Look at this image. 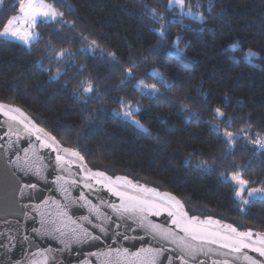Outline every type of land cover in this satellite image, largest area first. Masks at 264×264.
I'll use <instances>...</instances> for the list:
<instances>
[{
  "label": "trees",
  "instance_id": "1",
  "mask_svg": "<svg viewBox=\"0 0 264 264\" xmlns=\"http://www.w3.org/2000/svg\"><path fill=\"white\" fill-rule=\"evenodd\" d=\"M47 1L66 14V22L75 21V32L52 23L41 26L37 31L44 41L31 51L16 42L0 40V102L23 107L42 124L51 119L55 125L77 128V132L69 133L73 140L68 141L65 135L62 143L74 146L78 139H83L93 152L88 158L89 166L115 175H128L140 183L171 192L182 199L190 213L202 218L211 215L242 230L264 231V201L253 202L241 213V205L233 198V186L220 179L235 165L241 171L247 169L244 178L252 186H261L264 154L253 151L255 146L241 139L233 146L232 155L226 156L229 149L208 126L216 124L210 108L227 104L226 112L236 118L232 130L247 129L245 121L250 120V131L264 134V62L256 59V63L249 64L241 59L249 48L264 56V0H212L210 15L209 0H189L193 9L197 10L196 4L202 5L199 11L207 18L203 25L166 11V0H143L149 7L159 6L157 12L165 20L158 22L141 18L142 7L137 0ZM14 3L16 0H5V6L0 9V25L7 16L16 14L10 11ZM174 16L185 27L180 22L168 23V44L176 36H183L180 48L191 62L188 68L174 60L161 63L162 57L155 53L149 56L162 44L151 29H159ZM81 33L89 40L98 41V55L101 50L104 54L114 52L120 67L111 63L110 56L105 61L82 57L74 61L76 68L69 70L59 83H51L49 75L57 68L63 71L64 65L63 62L51 65L52 73H49L46 71L49 62L44 58L54 60L55 52L61 49L75 53L84 47ZM64 36L68 40L61 41ZM236 41L241 42L240 49L225 52ZM189 42L191 47L185 48ZM38 60H44L43 70L36 64ZM130 64H139L134 75L149 84L156 81L142 73L155 69L177 87H160L158 98L140 96L130 86L121 90L119 85L124 76L120 69ZM81 65L87 70L77 74ZM89 77L94 84L99 81L93 96L98 102H89L85 108L74 92ZM114 98L142 106L144 114L137 118L159 140L142 135L114 117L113 113L120 111L112 102ZM89 112L100 118L91 119ZM185 161L190 164L186 165ZM204 161L213 166V171L196 167Z\"/></svg>",
  "mask_w": 264,
  "mask_h": 264
},
{
  "label": "snow or ice",
  "instance_id": "2",
  "mask_svg": "<svg viewBox=\"0 0 264 264\" xmlns=\"http://www.w3.org/2000/svg\"><path fill=\"white\" fill-rule=\"evenodd\" d=\"M137 2L142 7V19L150 18L156 22L165 20V17L157 12L159 6L149 7L143 0ZM4 6L5 0H0V9ZM201 7L202 5L196 4L197 11H193L189 0H166L165 4L166 11L179 17H189L203 25L207 23V18L204 12L199 11ZM212 7V0H209V15ZM10 11L16 14L7 16L0 25V40L16 42L25 46L28 51L44 41V37L37 31L41 26L46 27L52 23L75 32V21L66 22V14L59 11L54 3H47L46 0H16V3L11 4ZM69 11L71 12L70 6ZM177 22L181 23L182 28L185 27L182 21H177L174 16L159 29H151L158 34L162 44L153 49L149 56L155 53L162 57L161 63L164 60H174L181 67L188 68L191 62L186 59L185 51L180 48L183 36H176L172 43L168 44V23ZM200 31L203 32L204 29L201 28ZM60 39L64 41L68 40V37ZM80 40L85 46L75 53L61 49L55 52L54 60L44 58L49 62L50 66L46 69L49 73H52L51 65L61 62L64 65L63 71L57 68L54 74L49 75L51 83H59L69 70L76 68L74 61L82 57L105 61L110 56L111 63L120 67L114 52L104 54L101 50L98 55L100 45L96 39L89 40L81 33ZM240 43L234 42L225 52L239 50ZM188 47H191V42L185 44V48ZM241 59L249 64L254 59L264 62V56H260L251 48L243 53ZM144 62L147 63V57ZM36 64L43 70L44 60H38ZM138 67L139 64H130L120 69V74L124 76L119 85L121 90L130 86L131 91L140 96L158 98L161 95L160 87H177L155 69L142 75L150 77L156 83L149 84L144 79H139L134 75ZM86 70V66L81 65L76 71L80 74ZM98 83L97 80L94 84L93 78L89 77L82 80L78 90L74 92L85 108L89 102H98L93 100L97 92L95 85ZM112 102L120 109L119 112L113 113L114 117L134 127L142 135L159 140V136H153L141 123V119L137 118L144 114L142 106L133 105L131 101L120 98H114ZM226 107L227 104L224 107L210 108V115L216 124H208L219 142L229 149L225 155H232L233 146L238 145L241 139L253 144V151L259 150L264 154V134L251 132L250 120L245 121L247 129L232 130L236 118L234 114L230 116L226 112ZM87 115L93 120L100 118L99 115L92 116L90 112ZM77 131L75 127L55 125L51 119L42 124L33 119L23 107L0 102V249L11 251L18 244H22L31 254V246L36 240L53 239L62 245L57 251L74 246H97L104 249L88 251V258L78 264H97L92 257L99 256H107L109 264H237L240 260H243L244 264H264V261L249 254L257 253L258 257H264V231H254L251 228L242 230L232 222H225L211 215L202 218L190 213L182 199L171 192L140 183L128 175H115L108 170L89 166L88 158L93 152L83 139H78L74 146L62 143L65 135L71 142L73 137L69 133ZM30 149L34 157L32 160L27 159ZM40 149H47L49 152L39 155ZM21 152L24 153L23 160ZM49 159H54V167L60 170L61 175L51 180L55 188L45 197L42 194L43 186L38 181L48 182L51 173L45 175V169L52 165L43 162ZM185 164H190V161H185ZM196 167L213 171V166L208 165L206 161ZM246 171V168L241 171L234 165L230 173L220 177L222 183L233 186V198L241 205V213L253 202L264 201V184L252 186L251 182L244 178ZM63 173H68V176ZM21 174L35 177L36 180L25 181ZM57 192L59 196L55 195ZM74 209H84L86 214L78 215ZM148 240L154 241L156 246H140L138 250H132L136 247L133 242ZM124 242H128L131 247L124 246ZM117 244L120 247H116ZM113 253L116 254L115 257L112 256ZM0 264L4 262L0 261ZM12 264L39 262L26 259L15 260ZM43 264H48L47 257Z\"/></svg>",
  "mask_w": 264,
  "mask_h": 264
},
{
  "label": "water",
  "instance_id": "3",
  "mask_svg": "<svg viewBox=\"0 0 264 264\" xmlns=\"http://www.w3.org/2000/svg\"><path fill=\"white\" fill-rule=\"evenodd\" d=\"M21 143H24V141H21ZM25 147H28V145H25ZM49 150L47 149H40L38 154L44 155L45 153H48ZM20 156L23 159L24 153L21 152ZM27 159L32 160L34 159L32 155L31 149L28 152ZM43 163L45 164H51L52 167L45 169V175L48 173H51L49 180L47 183L44 181H38L43 186V195L47 197L49 194H51L52 189L55 188V185L51 183V180L55 178L57 175H61L59 169H55V162L54 159L45 160ZM75 169L73 168V172ZM22 178L27 181L29 179L36 180L35 177H31L25 174H21ZM63 175L68 176V173H63ZM70 178V177H69ZM56 196H59L60 194L57 192L55 193ZM77 214L85 213L86 210L84 209H74ZM136 247L132 250H138L140 246H143L145 248H148L150 246L154 247L156 246L154 241L148 240L147 242L143 241H135ZM124 246L131 245L128 242H124ZM62 245L57 241L53 239H38L34 242V244L31 246V254H29L28 250H26L22 244H18L17 247L12 249L11 251H7L6 249H0V261H3L4 264H12L15 260H31V261H37L39 264H43L45 257L48 258V264H78L79 261L87 259V252L88 251H102L104 250L102 247L93 246L91 248H81L79 246H74L71 249H65L63 251H57V249L61 248ZM116 247H120L119 244L116 245ZM48 249H51V251H48ZM253 258L259 259L261 261H264V257H258L257 253H249ZM115 253L112 254L113 257H115ZM92 259L97 261V264H109V258L107 256H99V257H92ZM237 264H244L243 260L237 261Z\"/></svg>",
  "mask_w": 264,
  "mask_h": 264
},
{
  "label": "rangeland",
  "instance_id": "4",
  "mask_svg": "<svg viewBox=\"0 0 264 264\" xmlns=\"http://www.w3.org/2000/svg\"><path fill=\"white\" fill-rule=\"evenodd\" d=\"M193 11H197L196 9H193ZM177 12H178V9H177ZM246 52V51H245ZM256 52V51H255ZM253 63H256V59H254L253 61H252Z\"/></svg>",
  "mask_w": 264,
  "mask_h": 264
},
{
  "label": "crops",
  "instance_id": "5",
  "mask_svg": "<svg viewBox=\"0 0 264 264\" xmlns=\"http://www.w3.org/2000/svg\"><path fill=\"white\" fill-rule=\"evenodd\" d=\"M47 3H50L49 1L46 0Z\"/></svg>",
  "mask_w": 264,
  "mask_h": 264
}]
</instances>
